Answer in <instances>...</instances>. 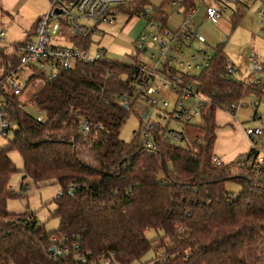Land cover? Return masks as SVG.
<instances>
[{
  "label": "trees",
  "instance_id": "obj_1",
  "mask_svg": "<svg viewBox=\"0 0 264 264\" xmlns=\"http://www.w3.org/2000/svg\"><path fill=\"white\" fill-rule=\"evenodd\" d=\"M148 4L133 0L121 11L129 19L140 16L167 26L162 6L148 9ZM194 7L195 0L177 4L183 15ZM71 42L87 48L90 39L72 36ZM2 54L6 71L19 62V56ZM227 62L220 43L201 71L183 73L207 99L206 124L185 127L187 146L158 134L154 150L136 138L119 137L140 90L137 69L127 61L56 64L50 78L33 70L26 85L40 78L42 86L24 100L1 76L0 103L13 136L0 149V264H94L104 257L131 264L152 247L145 237L149 229L161 232L163 248L149 264H264V176L258 179L246 162L213 160L218 106L250 90L263 93V83L224 78ZM28 103L40 117L26 110ZM83 120L90 126L85 136ZM12 150L35 184L59 185L52 213L59 219L57 230L46 232L34 214L6 210V199L21 193L9 187L17 171ZM227 180L240 182L242 189L226 191ZM52 237L63 241L62 255L50 252Z\"/></svg>",
  "mask_w": 264,
  "mask_h": 264
},
{
  "label": "built area",
  "instance_id": "obj_2",
  "mask_svg": "<svg viewBox=\"0 0 264 264\" xmlns=\"http://www.w3.org/2000/svg\"><path fill=\"white\" fill-rule=\"evenodd\" d=\"M133 0H49V8L45 15L41 17L34 29L31 40L16 47L19 62L8 72H5L4 80L9 87L18 94L22 91V86L11 75L24 68L39 71L44 77L50 78L55 73V67L62 65L71 67L76 62L90 63L104 58H109L104 48L97 49L92 57L88 53V48L74 46H64L51 41V18H58L62 31L73 34L74 36L86 37L92 32L99 31V25H113L121 7ZM179 0H167L171 7H176ZM204 5L205 18L217 23L222 11L229 3L252 4L264 0H199ZM195 7L183 15L177 30H170L159 21H148L147 26L152 30L141 31L135 39V50L129 55L137 57L140 52H147L151 63L144 60L127 61L137 69L135 74L140 88L139 94L135 97L134 103L140 107L137 100L144 99L148 103L146 107L149 120L134 132L132 138H136L141 146L147 150L156 148L154 136L161 134L172 142H181L186 138L185 127H203L206 124L204 108L207 104L206 97L198 91L194 81H184L183 73L196 74L207 66L211 59V54L206 50L204 36L192 27V16ZM57 10L58 14H54ZM261 31L264 33V7H259ZM4 36V31L0 32V37ZM197 41L201 43L194 51H187L184 45L187 42ZM163 44V45H162ZM154 45V46H152ZM111 59V58H110ZM169 64L163 68V63ZM174 63L172 65L171 63ZM261 59L255 51H251L247 57V66L250 77L243 81L247 83H264V76L256 75L261 68ZM161 66V67H160ZM165 70V73L162 72ZM238 71L233 64L227 62L225 77H233ZM2 83L0 84V88ZM166 92V95L163 94ZM171 94L172 96H168ZM1 100V94H0ZM133 103V104H134ZM254 106L257 103L253 102ZM155 116L156 120L150 117ZM146 117V118H147ZM165 121V123H162ZM173 121L180 125V128H169V122ZM252 125L241 123L243 130L250 139L252 152L250 155L242 156L235 160V164L242 165L247 163L257 175L258 179L264 176V155L259 154L255 142L264 132V116H252ZM11 128L10 118L7 116L0 103V134H5ZM90 131V126L86 120L81 122L80 134L85 136ZM217 163L222 162L216 156L213 158ZM14 191V189L11 187ZM20 191H17V193ZM54 246V254L62 255L66 249L55 237L51 239ZM111 258L104 257L98 263L110 264Z\"/></svg>",
  "mask_w": 264,
  "mask_h": 264
},
{
  "label": "rangeland",
  "instance_id": "obj_3",
  "mask_svg": "<svg viewBox=\"0 0 264 264\" xmlns=\"http://www.w3.org/2000/svg\"><path fill=\"white\" fill-rule=\"evenodd\" d=\"M148 3V9L162 6V9L168 15L167 23L169 28L172 30L176 29L180 15L174 7H171L168 4L167 0H148ZM200 3V1L197 2L199 6L198 10L203 12V7H201L202 4L200 5ZM255 4H261L260 7H264V4L260 1L255 2ZM44 7H46L45 10ZM48 7L49 0L46 1V4L45 0H0V32L4 31V36L0 37V48L5 55H11L12 58L18 57L16 47L25 43L34 35L35 25L37 21L45 15ZM258 9L259 8L256 6H253L250 9L246 7L241 9L242 19L234 28L233 33L226 43V52L229 59L228 62L234 64L237 68L238 73L235 76L237 79L250 77L244 59L250 51H255L258 55L264 54V34L259 31L257 24V19L258 21L260 20L257 13ZM229 14V16H231V12H229ZM222 16H226L225 13ZM128 20L130 19L127 14L120 13L114 25H99V31L92 32L89 36V55L93 57L97 49L105 48L109 49L110 56L114 60L126 62L134 59H142L146 63H151L152 60L148 57L147 52H140L136 58L129 55L130 51L135 50V44L126 38L128 30L126 33H124V31L122 32V28L127 25L129 22ZM219 20L220 17L218 18V22ZM50 22L51 41L60 45H71L72 43L67 41L64 37L66 34L61 33L62 29L60 28L61 26L63 27V25H61L59 19L51 18ZM147 30H152V28L148 27ZM209 50L212 51V48L210 47ZM2 52L0 51V77L5 75L6 72ZM33 72V69L24 68L18 71V73L12 75V77H14V79L23 87L22 94L20 95V99L22 100L28 99L42 86V79L40 78H35L32 82L26 85L28 77L32 75ZM163 94L166 95V92H163ZM168 96L171 97L172 95L168 94ZM137 101H139L140 107L135 104L136 102L132 105L125 123L120 128L119 137L126 142L131 141L134 132L138 131L139 128L149 120L148 117L145 119L142 118L146 107H148V103L144 99ZM253 102L257 103V106H254ZM25 108L33 116H41L39 110L31 104L28 103ZM232 108H235V110L232 111ZM255 113L264 116V85L263 93H255L250 90L239 100H231L218 106L215 113V119L218 124L216 128L217 137V131L225 129L228 138H226V140H217V144H220L223 148H229L231 142H234L238 145L244 144L245 149L248 150L251 147V144L246 140L244 131L239 123H249L248 125H252L253 122L251 121V118ZM150 119L156 120V117L151 116ZM162 123H165V121ZM169 128H180V125L171 121L169 122ZM12 136L13 132L11 129H9L4 135L0 134V149L7 144ZM180 144L187 146L190 144V141L186 138L181 141ZM255 146L257 147L259 154L264 155V132L255 142ZM215 156L219 159L221 158L217 154H215ZM237 156L238 154L235 155L234 158ZM9 157L13 161L17 170L10 175L9 187H12L15 193H17V191H20L21 193L6 199V210L9 213L14 214H34L39 225L43 226L46 232L57 230L60 224L59 219L56 216H53L52 213L55 210L53 198L59 193V185L35 184L30 177L25 176L23 173V161L20 154L17 151L12 150L9 152ZM20 186H22L23 189H20ZM224 187L228 192H237L242 189V184L240 182L238 183L232 180H227L224 183ZM145 237L151 241L152 247L140 259L135 260L131 264H149L155 256L161 255L163 248L158 245L160 243L161 232L155 229H149L145 232ZM111 264L117 263L113 262Z\"/></svg>",
  "mask_w": 264,
  "mask_h": 264
},
{
  "label": "crops",
  "instance_id": "obj_4",
  "mask_svg": "<svg viewBox=\"0 0 264 264\" xmlns=\"http://www.w3.org/2000/svg\"><path fill=\"white\" fill-rule=\"evenodd\" d=\"M46 1H48V0H45V4H46ZM198 1L199 0H195V8L196 9H195V12H194V14L192 16V27H194L195 29H197L204 36L206 50L211 55L213 54V48L217 44L223 43L224 44V51H225V53H226V55L228 57V54L226 52V43H227V40L230 38L231 34L233 33L234 28L239 24V22L242 19L241 9L244 8V7L250 9L253 6H256L257 8H259L261 6V4H257L256 5L255 2L252 3V4H247V5H245V4H238V3H229V4H227L226 9L224 11H222V13L220 14V16H219L220 17L219 22H217V23L214 24V23L208 21L205 18V15H204V5L203 4L201 5V3H200L201 7H203V12H200V10H198V7H199L198 4H197ZM46 7H47V5H46ZM46 7H44V10L46 9ZM175 10L180 15L179 22L176 25V29H174V30H177L178 27H179V24L181 23L183 14L180 12V9L177 8V6L175 7ZM229 12H231V16H229L230 15ZM121 13H123V12L121 11ZM224 13H225L226 16H222ZM195 18H196V20H195ZM128 21L129 22L127 23V25H125L122 28V32L124 31V33H126L127 30H128L127 37L126 38H128L131 42H135V39L137 38L138 34L141 31L148 29L147 20L144 19L143 17H140V16H133ZM257 24H258V27H259V31L262 34H264L261 31L260 20L258 21V19H257ZM166 25L169 28L168 23H167V20H166ZM170 30H172V29H170ZM174 30H172V31H174ZM61 33H65L66 34V36H64L65 39L67 41H70V43H72L71 42V37L74 36L73 34H71V33L69 34L68 32H65V31H62ZM32 38H33V36H31L28 40H31ZM200 45H201V43H198L197 41L187 42L184 45V48H187L186 50L190 52V51H194V49L197 46H200ZM64 46H68V45H64ZM69 46H73V45L71 44ZM210 47L212 48V51L209 50ZM105 51H106L108 57L111 58V59H113L110 56L109 49H105ZM248 54L244 57L245 62H246V66H247V57H248ZM258 57L261 59L262 63H261V68L259 70H257L256 75H258V76L263 75L264 76V74H263V72H264V54H259ZM171 64L174 65L173 62ZM7 66H11L10 69L12 67H15V66H12L10 64L7 65ZM5 67H6V65L4 66V68ZM247 69H248V66H247ZM9 70H7L6 72H8ZM16 73H18V71ZM16 73H14V74H16ZM12 75H11V78L14 79V77H12ZM245 79H248V78H244V79H240V80H245ZM263 85H264V83H263ZM216 124H217V121H216ZM240 124L241 123H239V125ZM217 126H218V124H217ZM240 127L243 129V127L241 125H240ZM217 132H218V137H217V133H216V139H215V142H214L213 152H214V154H217L218 156H220L221 157L220 160H222L224 163H228V162L235 161L238 157L246 154L252 148V146H251L247 150V149H245V145L244 144L238 145V144H235L234 142H231V146L229 148H223L220 144L219 145L217 144V140L218 141L221 140V139H225L226 140V138H228V134H227V132H226L225 129L218 130ZM244 135H245L246 140L249 143L250 142V139L247 137V135L245 134V132H244ZM250 144H251V142H250ZM240 152H243V153H240ZM237 154H238V156L236 158H234L235 155H237Z\"/></svg>",
  "mask_w": 264,
  "mask_h": 264
},
{
  "label": "water",
  "instance_id": "obj_5",
  "mask_svg": "<svg viewBox=\"0 0 264 264\" xmlns=\"http://www.w3.org/2000/svg\"><path fill=\"white\" fill-rule=\"evenodd\" d=\"M54 14H58V11L55 10V11H54ZM162 45H163V44H162ZM146 117H147V111H145L144 114L142 115V118L145 119ZM54 251H55V250H54V247H51V248H50V252H51V253H54Z\"/></svg>",
  "mask_w": 264,
  "mask_h": 264
}]
</instances>
